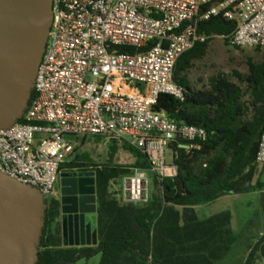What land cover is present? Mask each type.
<instances>
[{
  "label": "built area",
  "instance_id": "built-area-1",
  "mask_svg": "<svg viewBox=\"0 0 264 264\" xmlns=\"http://www.w3.org/2000/svg\"><path fill=\"white\" fill-rule=\"evenodd\" d=\"M214 1L53 0L35 98L23 123L0 131V172L37 188L45 200L56 198L61 175L71 171L63 166L76 151L69 138L109 137L141 151L151 165L149 172L133 169L121 180L119 200L149 203V173L178 175L171 146L200 145L209 136L155 110L161 95L185 99L175 69L185 53L210 39L199 33L200 24L222 15L236 23L231 46L264 49V0L210 6ZM256 163L264 165V132Z\"/></svg>",
  "mask_w": 264,
  "mask_h": 264
},
{
  "label": "trees",
  "instance_id": "trees-1",
  "mask_svg": "<svg viewBox=\"0 0 264 264\" xmlns=\"http://www.w3.org/2000/svg\"><path fill=\"white\" fill-rule=\"evenodd\" d=\"M223 1L215 0L210 6ZM235 29L236 23L222 15L202 22L199 33L210 39L185 53L175 69V82L186 90L185 99L161 95L155 107L179 123L204 128L209 135L207 141L171 146L178 154L173 161L178 175L172 179L154 177L156 192L144 205L124 204L111 192L113 182L130 175L133 169L151 170L144 153L129 147L138 155L134 166L95 167L97 247H64L61 204L55 198L46 200L37 264H72L98 255L100 264H217L230 255L238 241L232 229V214L226 211L200 220L195 207L254 190L251 183L259 167L256 156L264 132V49H259L262 62L249 60L247 75L236 73L238 83L219 75L209 80V86L196 89L189 72L195 62L207 56L214 39L222 38L230 45ZM34 98L33 91L29 105ZM23 122L24 119L19 121ZM117 150L115 145L113 154ZM63 168L83 167L75 159ZM260 260L264 261V236L251 247L243 264H257Z\"/></svg>",
  "mask_w": 264,
  "mask_h": 264
},
{
  "label": "water",
  "instance_id": "water-1",
  "mask_svg": "<svg viewBox=\"0 0 264 264\" xmlns=\"http://www.w3.org/2000/svg\"><path fill=\"white\" fill-rule=\"evenodd\" d=\"M52 23L53 0H0V131L29 107ZM61 179L64 246L97 247L95 173ZM47 207L37 188L0 172V264H37Z\"/></svg>",
  "mask_w": 264,
  "mask_h": 264
},
{
  "label": "rangeland",
  "instance_id": "rangeland-1",
  "mask_svg": "<svg viewBox=\"0 0 264 264\" xmlns=\"http://www.w3.org/2000/svg\"><path fill=\"white\" fill-rule=\"evenodd\" d=\"M249 60L260 63L263 54L259 49H240L228 45L223 39L216 38L209 45L207 56L195 62L193 69L189 72L191 84L196 89L209 86V80L219 75L228 77L231 81L238 83L236 73L247 75L249 73ZM249 100V97L246 98ZM75 145V153L72 161L77 159L85 169L95 171V167L115 165L120 167H131L138 161V155L129 149L128 145L119 141L101 136H89L85 140L69 138ZM117 145L118 150L113 154V147ZM172 153L168 152V163L172 164ZM150 190L152 195L156 192L154 177L148 174ZM261 177V176H260ZM264 183V176L262 178ZM121 180L113 182L111 192L119 199ZM61 190V189H60ZM264 190L263 187L255 188L251 194L242 198H230L222 200L217 205L209 207H197V213L201 220L211 217L215 212L232 210L234 212V232L238 238L232 248L230 255L217 264H243L248 256L251 246L256 245L259 234L264 229ZM59 192V187L57 188ZM101 255L89 260L82 259L72 264H100Z\"/></svg>",
  "mask_w": 264,
  "mask_h": 264
},
{
  "label": "crops",
  "instance_id": "crops-1",
  "mask_svg": "<svg viewBox=\"0 0 264 264\" xmlns=\"http://www.w3.org/2000/svg\"><path fill=\"white\" fill-rule=\"evenodd\" d=\"M261 176V177H260ZM264 176V165L263 166H259L258 167V170L253 178V181L251 183L252 187H254V190L248 192V193H243V194H238V195H229V196H224L222 198H220L219 200H217L216 202H214L213 204H210V205H207L205 207H209V206H214V205H217L219 202H221L222 200H229L230 198H242L248 194H251L253 191H255V188H262L264 189V183L262 182V178ZM264 191V190H262ZM198 207H202V206H198ZM197 207H195V211H196V214L198 216V213H197ZM226 211H229L231 214H232V229H233V232H234V219H235V216H234V212L232 210H223V211H220V212H215V214H213L212 216L216 215V214H220L222 212H226ZM211 216V217H212ZM199 218V216H198ZM210 218V217H209ZM200 219V218H199ZM208 219V218H207ZM201 220V219H200ZM206 220V219H204ZM60 222H63V220L60 218ZM235 233V232H234ZM264 236V229L261 231V233L259 234V239L257 240V242H259V240ZM62 238H63V233H62ZM253 247V246H251ZM250 247V249H251ZM250 252V250H249ZM257 264H264V261L260 260L257 262Z\"/></svg>",
  "mask_w": 264,
  "mask_h": 264
},
{
  "label": "flooded vegetation",
  "instance_id": "flooded-vegetation-1",
  "mask_svg": "<svg viewBox=\"0 0 264 264\" xmlns=\"http://www.w3.org/2000/svg\"><path fill=\"white\" fill-rule=\"evenodd\" d=\"M92 172H94L95 173V179H96V172L95 171H92V170H90V169H85V168H76V169H73V170H71V171H69V172H66L67 174H71L72 175V178L74 179H80V178H83V177H85L87 174H89V173H92ZM64 174V173H63ZM62 180V179H61ZM61 180H60V182H59V185H58V187H59V192H57V195H56V198L55 199H57L59 202H60V204H61V200L63 199V196H62V193H61V190L60 189H62V187H61ZM97 195V194H96ZM62 207V206H61ZM63 216H62V214H61V219L63 220ZM61 223V229L63 230V226H62V222H60ZM63 245H64V241H63ZM65 247V246H64ZM66 248H76V247H66Z\"/></svg>",
  "mask_w": 264,
  "mask_h": 264
}]
</instances>
